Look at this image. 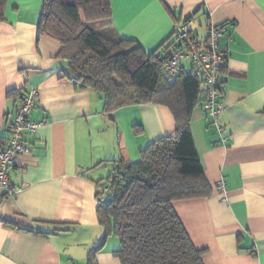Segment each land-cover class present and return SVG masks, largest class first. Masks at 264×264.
<instances>
[{
    "label": "crops",
    "instance_id": "crops-1",
    "mask_svg": "<svg viewBox=\"0 0 264 264\" xmlns=\"http://www.w3.org/2000/svg\"><path fill=\"white\" fill-rule=\"evenodd\" d=\"M108 2L110 17L95 30L111 40L135 41L146 54L162 53L188 18L189 38L200 49L209 26L222 27L220 131L202 104L188 124L210 194L173 206L203 251V264H264V0ZM42 3L6 0L0 21V137L9 138L6 126L23 92H36L29 120L39 125L22 133L29 152L14 161L13 194H0V264H87L104 235L97 197L102 166L137 160L150 143L176 135V120L156 102L104 113L101 96L68 77L60 43L38 36ZM180 70L191 71L189 61ZM221 179L223 194L216 188ZM118 246L110 235L90 255L92 264H120L112 255Z\"/></svg>",
    "mask_w": 264,
    "mask_h": 264
},
{
    "label": "trees",
    "instance_id": "trees-1",
    "mask_svg": "<svg viewBox=\"0 0 264 264\" xmlns=\"http://www.w3.org/2000/svg\"><path fill=\"white\" fill-rule=\"evenodd\" d=\"M5 4L0 0V21ZM109 17L108 0H43L37 32L60 43L68 77L79 89L95 90L104 113L111 115L133 104L161 103L174 115L176 135L150 143L135 161L109 162V175L98 183V189L109 193H97L104 235L89 251L87 264H92L90 255L100 251L110 235L118 240L112 255L120 264H203V251L194 247L173 206L176 201L210 194L188 127L194 107L204 100L201 82L191 71L166 77L159 49L146 54L135 41L100 35L91 24ZM191 45L199 48L188 38Z\"/></svg>",
    "mask_w": 264,
    "mask_h": 264
},
{
    "label": "built area",
    "instance_id": "built-area-1",
    "mask_svg": "<svg viewBox=\"0 0 264 264\" xmlns=\"http://www.w3.org/2000/svg\"><path fill=\"white\" fill-rule=\"evenodd\" d=\"M191 23L192 19L188 18L175 27L170 44L162 52V71L166 77L173 78L179 73L182 63L189 61L192 74L203 85L202 109L212 124L220 131L218 123L222 109L219 102L220 74L226 59L225 52L219 44L223 37L222 27L210 25L205 47L195 49L193 45L188 46ZM35 103V91L21 93L14 120L6 126L9 138L0 146V194L2 196H10L14 192L11 172L16 157L29 152V147L23 141L22 133L32 132L39 126L29 120ZM216 188L219 193L223 194L226 189L225 181L219 180ZM97 193L106 195L109 191L100 188Z\"/></svg>",
    "mask_w": 264,
    "mask_h": 264
},
{
    "label": "rangeland",
    "instance_id": "rangeland-1",
    "mask_svg": "<svg viewBox=\"0 0 264 264\" xmlns=\"http://www.w3.org/2000/svg\"><path fill=\"white\" fill-rule=\"evenodd\" d=\"M98 23H101V21L100 22L99 21H94V22H92L91 25H92V27L94 29H96ZM110 168L111 167H110V164L109 163L102 166V173H101L102 175H101V177H100L99 180H101L102 182L105 181L106 177L110 173Z\"/></svg>",
    "mask_w": 264,
    "mask_h": 264
},
{
    "label": "water",
    "instance_id": "water-1",
    "mask_svg": "<svg viewBox=\"0 0 264 264\" xmlns=\"http://www.w3.org/2000/svg\"><path fill=\"white\" fill-rule=\"evenodd\" d=\"M105 201H108V199H106Z\"/></svg>",
    "mask_w": 264,
    "mask_h": 264
}]
</instances>
